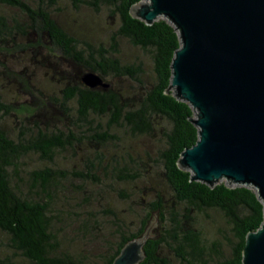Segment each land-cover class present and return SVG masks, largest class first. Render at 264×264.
I'll return each instance as SVG.
<instances>
[{
    "label": "trees",
    "instance_id": "obj_1",
    "mask_svg": "<svg viewBox=\"0 0 264 264\" xmlns=\"http://www.w3.org/2000/svg\"><path fill=\"white\" fill-rule=\"evenodd\" d=\"M58 1L0 0V81L18 79L35 98L16 106L0 92V115L21 122L18 135L0 122V264H112L155 218L139 264H243L246 235L262 225L264 207L251 187H211L179 165L199 131L192 107L170 88L176 27L134 16L140 0H67L107 9L115 30L108 43L93 40L53 16ZM120 38L148 53L149 63L123 61ZM22 61L29 62L15 71ZM28 65L46 77H32ZM86 72L107 85L90 88ZM29 154L39 162L27 165ZM156 172L168 196L145 187ZM105 187L123 206L94 207ZM209 211L226 224L222 239L207 236Z\"/></svg>",
    "mask_w": 264,
    "mask_h": 264
},
{
    "label": "water",
    "instance_id": "obj_2",
    "mask_svg": "<svg viewBox=\"0 0 264 264\" xmlns=\"http://www.w3.org/2000/svg\"><path fill=\"white\" fill-rule=\"evenodd\" d=\"M140 0L134 16L164 17L179 32L170 88L192 107L199 131L179 165L191 180L253 188L264 207V0ZM82 81L106 86L95 72ZM150 228L130 240L112 264H139ZM243 264H264V220L246 235Z\"/></svg>",
    "mask_w": 264,
    "mask_h": 264
},
{
    "label": "rangeland",
    "instance_id": "obj_3",
    "mask_svg": "<svg viewBox=\"0 0 264 264\" xmlns=\"http://www.w3.org/2000/svg\"><path fill=\"white\" fill-rule=\"evenodd\" d=\"M144 2H147L144 0ZM141 7V3L136 5L134 7V14L137 13L138 9ZM53 16L57 18L58 21L62 25H64L68 31L70 32H78L81 35H84V38H90L93 40H101L104 42L110 41V36L112 32L115 30V25L113 23V19L109 16V13L106 8H102L99 11L93 10L92 8L88 7L87 5H83L80 8H74L71 4V2L67 0H59L58 5L54 6L53 8ZM120 56L123 61L125 62H132L134 60H143L146 64L149 63V55L145 51H143L141 48L133 46L127 39L120 38ZM29 61H22V63H17L15 66H13L15 71H20L23 69L24 64L27 65ZM148 69L150 70V65H148ZM27 72L33 73L31 76H37L36 78L43 79L46 77L44 71L40 67H34L31 65H28ZM23 85L19 82L18 79L12 78L9 82L7 79L0 81V92H7L11 95V98L9 100L14 101H20L27 103L34 102L35 98L29 94V92H26L23 90ZM17 93V94H16ZM15 95V96H14ZM19 104V102L16 103V106ZM0 122L2 126L8 130L12 135H18L21 130V122L19 117H15L13 115H0ZM141 144L143 145H150V143L147 140L141 141ZM64 156H62V160ZM39 158L35 154H29V156L26 158V164L29 166H33L36 163L39 162ZM80 164V162H79ZM159 172H156L153 174L152 178L148 180V182L144 181L145 187H150L148 192L152 190L154 187L155 189L165 193L167 196L169 194V190L166 188L163 179L161 175H159ZM226 181V180H222ZM143 181H140L138 184L142 185ZM98 188V187H97ZM97 188L93 187V191L95 192ZM103 196L98 197V195H94V199L92 204L94 207L97 208V210L101 209L102 205L106 201H110L112 203H116L120 207L123 206L119 202V198L117 194L110 190V188L105 187L102 191ZM101 214V213H99ZM210 218H204L207 216L202 217L205 225H206V232L207 236L210 239L214 238H220L222 239L221 233L219 231V228L223 227V229H226V224L223 223V220L221 219L220 215L218 213L209 211ZM158 225L157 219H152L149 226L150 228V234H154L155 228ZM224 247L227 248L228 244L223 239ZM165 252L168 253V249H165ZM176 264L177 261H174Z\"/></svg>",
    "mask_w": 264,
    "mask_h": 264
}]
</instances>
